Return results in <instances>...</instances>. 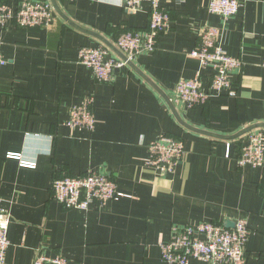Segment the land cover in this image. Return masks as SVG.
Masks as SVG:
<instances>
[{"label":"crops","instance_id":"obj_1","mask_svg":"<svg viewBox=\"0 0 264 264\" xmlns=\"http://www.w3.org/2000/svg\"><path fill=\"white\" fill-rule=\"evenodd\" d=\"M0 1L15 10L20 0ZM44 1L54 10L49 27L0 26L7 61L0 67V205L11 215L3 264H32L37 253L60 254L67 264H165L159 243L173 225L226 227L240 217L250 230L247 264H264V170L237 164L248 134H264V0H239L226 19L208 11L209 0H162L170 29L153 52L114 69L110 82L96 81L78 51L104 46L120 57L116 39L146 28L148 3L131 12L122 0ZM205 25L220 28L221 46L242 64L229 74L234 95L213 92L189 107L177 97L178 82L200 72L207 90L213 73L189 56ZM85 95L93 99L92 131L67 126ZM164 135L185 147L172 173L147 162L148 144ZM86 171L107 172L123 195L87 210L52 198L53 178Z\"/></svg>","mask_w":264,"mask_h":264},{"label":"built area","instance_id":"obj_2","mask_svg":"<svg viewBox=\"0 0 264 264\" xmlns=\"http://www.w3.org/2000/svg\"><path fill=\"white\" fill-rule=\"evenodd\" d=\"M74 1V0H69ZM125 10L135 12L142 2L149 5L146 28L125 30L116 39L114 46L121 56H108L104 46H83L78 51V61L87 67L98 82H110L116 68H124L141 53L153 52L158 36L170 29L171 17L162 0H122ZM242 3L239 0H209L208 11L224 19L237 13ZM54 18V10L49 1L20 0L13 10L6 2L0 1V26L9 21L25 28L49 27ZM220 28L205 25L199 31L197 46L189 56L200 66L211 67L213 73L207 90L202 88L201 73L190 79L180 80L176 86L177 97L189 107L205 103L213 92H228L234 95L229 74L240 68L239 58L227 54L218 37ZM0 51V67L6 64ZM264 65V56L262 60ZM93 99L85 95L77 105L70 108L67 126L92 131L95 118L91 109ZM229 143L226 156H229ZM148 164L162 172L172 173L185 154L183 140L161 136L148 144ZM8 158L20 159L17 153H8ZM23 167H34V163L20 160ZM240 167L250 165L264 170V134L260 130L248 134L247 143L242 146L237 158ZM52 198L64 208L87 210L102 208L110 199L123 194L117 190L113 178L104 171H86L78 175H62L51 182ZM10 212L0 205V264L5 261L9 245L7 231ZM250 230L244 217L238 218L233 227H223L212 222H192L172 226L168 241L160 242L161 259L165 264H191L193 260L203 264H247L246 243ZM32 264H67L62 255L45 256L37 253Z\"/></svg>","mask_w":264,"mask_h":264},{"label":"water","instance_id":"obj_3","mask_svg":"<svg viewBox=\"0 0 264 264\" xmlns=\"http://www.w3.org/2000/svg\"><path fill=\"white\" fill-rule=\"evenodd\" d=\"M234 226V223H231V224H228L226 225V227H233Z\"/></svg>","mask_w":264,"mask_h":264}]
</instances>
